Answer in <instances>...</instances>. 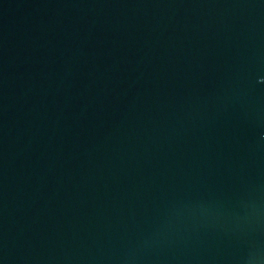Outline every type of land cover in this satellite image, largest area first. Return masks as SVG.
I'll list each match as a JSON object with an SVG mask.
<instances>
[{
	"label": "water",
	"instance_id": "1",
	"mask_svg": "<svg viewBox=\"0 0 264 264\" xmlns=\"http://www.w3.org/2000/svg\"><path fill=\"white\" fill-rule=\"evenodd\" d=\"M0 264H264V0H0Z\"/></svg>",
	"mask_w": 264,
	"mask_h": 264
}]
</instances>
